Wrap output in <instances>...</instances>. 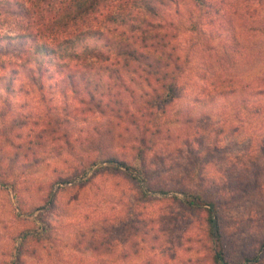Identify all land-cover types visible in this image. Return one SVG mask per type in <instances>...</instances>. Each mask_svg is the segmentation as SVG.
Returning a JSON list of instances; mask_svg holds the SVG:
<instances>
[{"label":"rangeland","instance_id":"obj_1","mask_svg":"<svg viewBox=\"0 0 264 264\" xmlns=\"http://www.w3.org/2000/svg\"><path fill=\"white\" fill-rule=\"evenodd\" d=\"M243 3L247 26L264 17V0ZM222 23L225 28V21ZM26 25L23 19L0 16V34H13ZM226 32L223 30L222 39L213 37L206 43L203 38L207 37L194 30L179 33L186 59L177 74L178 97L164 113L156 112L147 120L128 115L135 111L136 101L123 103L120 108L126 106L127 113L121 109L107 115L81 105L70 93L46 86L35 90L25 83L17 91L22 81L13 80L15 92L5 98L6 105L0 103V138L18 142L22 136L42 132L34 152L36 162L14 173L26 205H38L28 217L48 224L47 237L33 242L35 251L29 248L23 253V264H213L204 209L182 206L172 196H182L173 190L177 187L213 188L227 169L247 170L248 176L252 169H259L260 157L253 147L264 132L263 118L242 116L240 103L249 95L247 91L222 95L217 88L223 78L246 83L264 74V35L244 30L240 45H245V53L250 49L254 54L247 58L237 55L233 62L226 57ZM0 59L17 61L10 56ZM14 67L5 63L0 76ZM197 95L204 99L199 101ZM59 119L54 135H49L50 129L44 128L54 127ZM144 123L153 132L148 142V176L156 187L166 188V193L140 192L125 171L111 169L106 162L82 174L79 164L96 156V151L131 159L135 137ZM99 165L103 168L93 173ZM229 178L235 195L217 194L225 255L230 261H240L256 252L258 260L250 264H264V247H259L264 240V173L259 176V191L249 190L243 197L236 186H244L249 178L243 180L235 173ZM49 184L54 203L41 200ZM11 209L7 191L0 187L2 256L13 245L9 237L16 218ZM23 223L31 225L27 220L19 222Z\"/></svg>","mask_w":264,"mask_h":264},{"label":"trees","instance_id":"obj_2","mask_svg":"<svg viewBox=\"0 0 264 264\" xmlns=\"http://www.w3.org/2000/svg\"><path fill=\"white\" fill-rule=\"evenodd\" d=\"M244 0H0V16L25 20L27 25L18 32L0 34V58L10 56L17 59L14 68L0 76V103L13 95L14 79L21 80L17 91L23 85L40 90L44 86L58 93H70L75 101L102 114L127 113L126 106L136 101L135 111L128 115L147 120L148 116L165 112L171 101L178 97L177 74L186 59L180 47L179 33L194 30L202 35L203 41L213 37L222 39L227 30L225 46L227 60L254 54L250 49L245 53V45H240L242 32L251 29L264 35V17L256 18L254 25L247 26V7ZM236 19V20H235ZM225 21L226 27H223ZM246 28V29H245ZM242 49V53L238 52ZM244 50V51H243ZM244 53V54H243ZM13 61V62H12ZM0 59V67H5ZM211 85L213 83H210ZM217 89L218 94H233L247 91L240 103L242 116L250 119L263 118L264 124V74L253 82H242L238 78H223ZM28 90L26 87L25 91ZM200 95H203L202 93ZM202 101L204 97L198 96ZM129 100V101H125ZM20 120V119H19ZM261 120V119H259ZM46 122L44 130L49 135L59 125L60 119ZM236 132L232 126L230 129ZM218 127V132H221ZM260 132H262L260 130ZM22 136L18 142L8 137L0 138V187L6 189L11 204V212L16 218L9 240L12 246L7 255L0 254V264H23V253L33 242L47 237V223L35 217H28L38 205H26L14 172L31 166L35 161V149L40 144L42 132ZM153 132L142 125L137 137V145L131 159L121 160L113 153L96 151L85 164H79L82 174L87 173L97 163L106 162L111 169L123 170L139 186L157 193L167 189L149 178L147 158L150 157L148 142ZM2 135V134H0ZM19 137V136H18ZM17 137V138H18ZM27 137V138H25ZM254 143V154L259 155L258 172L251 170L230 171L221 176L222 184L204 190L177 187L181 197L172 196L185 207L203 208L206 233L213 243V264H250L258 260L257 253L247 254L240 261H230L224 252L220 211L222 205L217 194L225 192L235 195L229 176L249 178L244 186H236L243 197L249 190L257 192L264 173V132ZM66 141L62 144L66 145ZM102 165L93 169L96 173ZM250 170V168H249ZM14 173V174H13ZM91 173V174H93ZM68 178V177H67ZM69 180V179H67ZM49 184L44 203H54L49 195ZM23 220L31 225L19 224ZM19 225V226H18ZM259 247H264V240Z\"/></svg>","mask_w":264,"mask_h":264}]
</instances>
